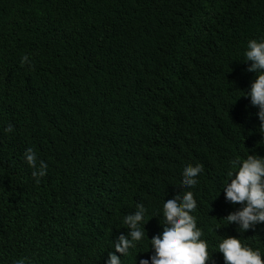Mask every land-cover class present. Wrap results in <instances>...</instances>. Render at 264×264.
<instances>
[{
  "label": "trees",
  "instance_id": "trees-1",
  "mask_svg": "<svg viewBox=\"0 0 264 264\" xmlns=\"http://www.w3.org/2000/svg\"><path fill=\"white\" fill-rule=\"evenodd\" d=\"M250 39H264V0H0V264H105L142 203L144 241L117 252L139 264L180 191L212 264L227 235L264 252V224L224 219L240 207L223 191L231 161L264 156L243 96ZM28 148L48 164L39 183ZM188 163L203 171L185 188Z\"/></svg>",
  "mask_w": 264,
  "mask_h": 264
},
{
  "label": "clouds",
  "instance_id": "clouds-1",
  "mask_svg": "<svg viewBox=\"0 0 264 264\" xmlns=\"http://www.w3.org/2000/svg\"><path fill=\"white\" fill-rule=\"evenodd\" d=\"M245 61L252 63L248 71L256 73L250 90L245 97H250V104L258 108L259 131L264 133V39H250L245 51ZM22 63H31L26 54ZM8 125L6 131H12ZM24 159L33 169L32 176L39 183V178L47 173L48 164L38 158L32 149H26ZM231 169L227 173L228 180L223 186L227 202L236 205L224 219L227 225L236 224L237 230L244 233L264 224V156L248 154L243 160L231 161ZM203 171L202 164L188 163L182 173V185L185 188L195 186L199 174ZM197 208V199L193 191L178 192L163 202V229L149 238L150 257L139 260V264H212L214 248L209 251L208 241L201 239L202 231L192 212ZM145 206L136 205V211L125 215L123 223L127 226V235L121 233L114 240L115 251L108 253L105 264H121V256L127 255L130 249L145 239ZM148 250V251H149ZM218 251L223 253L224 264H264V252L252 247L240 237L227 235L218 243ZM13 264H25L24 259L15 260ZM137 264V261H136Z\"/></svg>",
  "mask_w": 264,
  "mask_h": 264
}]
</instances>
